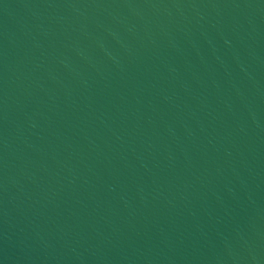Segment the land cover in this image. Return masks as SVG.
<instances>
[{
	"label": "water",
	"instance_id": "95a60500",
	"mask_svg": "<svg viewBox=\"0 0 264 264\" xmlns=\"http://www.w3.org/2000/svg\"><path fill=\"white\" fill-rule=\"evenodd\" d=\"M0 264H264V0H0Z\"/></svg>",
	"mask_w": 264,
	"mask_h": 264
}]
</instances>
